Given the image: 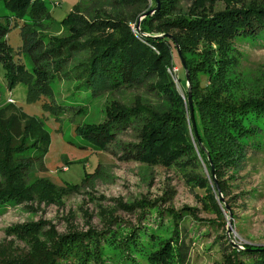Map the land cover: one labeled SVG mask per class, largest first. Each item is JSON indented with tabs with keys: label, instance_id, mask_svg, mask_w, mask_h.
<instances>
[{
	"label": "trees",
	"instance_id": "16d2710c",
	"mask_svg": "<svg viewBox=\"0 0 264 264\" xmlns=\"http://www.w3.org/2000/svg\"><path fill=\"white\" fill-rule=\"evenodd\" d=\"M0 1L16 18L39 22L49 15L50 0ZM83 1H106L111 6L126 9V13L118 16L96 9L90 18L83 12ZM184 1L189 3L187 10H184ZM220 2L225 5L223 9L212 8ZM151 10L153 13L142 19L138 29L140 18ZM60 23L68 31L66 36L38 34L39 30L34 28L23 30L24 48L31 54L32 62L31 68H27L24 63L15 61L8 42L11 20L0 15V62L9 88L12 90L19 82L26 83L30 101L54 96V101L46 100L43 106L57 114L79 106L84 110L91 100L106 91L115 93L150 83L164 100L155 105L138 102L124 105L113 100L106 106L103 121L78 126L77 134L89 146L107 149L116 131L137 121L140 142L134 144L126 156L166 166L182 165L184 158L193 160L197 166L204 165L209 179H203L201 187L212 195L213 206L223 215L213 195L218 198L221 193L226 195L227 169L240 167L247 158V150L260 148L259 140L264 136V88L257 94L240 97L236 94L239 90L227 81L228 75H238L236 41L264 45V0H79ZM169 30L175 33H167ZM76 51H87L88 55L71 70L66 69ZM174 58L181 64L186 84L189 74L193 105L188 85L179 91L169 73ZM63 72L67 78L71 72L74 75V85L68 88L69 94L65 97L60 95L63 93L58 87ZM181 80L182 76L179 83ZM57 95L61 96L58 102ZM50 143L49 134L38 118L27 117L12 103L0 107V208L34 198L51 201L57 196L43 195L45 188L33 195L36 183L31 185L30 193L24 187L29 170L44 168ZM97 171L87 174L83 181ZM39 182L47 184L44 179ZM222 207L227 208L226 204ZM158 211L160 216L169 214L175 229L170 239L159 240L157 248L148 250L145 239L150 234L140 225L133 227L118 244L116 237L111 240L101 236L100 231L74 233L60 238V246L40 264H89L91 261L105 264L103 249L99 247L102 238L112 242L115 249L123 246L126 253L122 256L123 264L128 259L131 264H140L137 256L146 258L149 264H186L188 245L179 223L186 216L184 211ZM186 214L199 220L195 208ZM163 224L161 222L159 227ZM84 236L96 244L97 251L85 242ZM228 259L230 264H264V246L234 247Z\"/></svg>",
	"mask_w": 264,
	"mask_h": 264
},
{
	"label": "rangeland",
	"instance_id": "374dc122",
	"mask_svg": "<svg viewBox=\"0 0 264 264\" xmlns=\"http://www.w3.org/2000/svg\"><path fill=\"white\" fill-rule=\"evenodd\" d=\"M78 1L50 0L47 4L49 15L39 22L16 18L0 1V15L11 20L8 42L13 48L15 61L24 63L27 68L32 66L31 54L24 48V29H37L38 34L66 36L68 31L60 22ZM82 4L85 5L83 12L90 18L96 9L118 16L126 13V9L111 6L106 1H83ZM182 4L187 10L189 3L184 1ZM224 6L220 2L212 8L221 10ZM234 47L240 62L238 75H228L227 81L236 91L239 90L237 96L257 94L264 88V45L236 41ZM87 55V51L74 52L66 69L71 70ZM171 71L178 78L182 76L180 85L176 84L182 92L187 84L178 58H174ZM64 73L60 74L62 79L58 83L63 97L74 85L73 72L69 78ZM203 83H206L205 79ZM150 85H135L115 93L106 91L91 100L84 110L79 106L54 114L43 106L46 100L54 101V96L30 101L24 82L17 83L11 90L0 62V107L12 103L27 117L38 118L51 141L44 168L35 167L26 175V192L30 193L31 185L36 183L33 195H38L42 188H45L43 195H57L51 201L34 198L0 208V263L40 264L60 246V238L74 233L100 231L103 232L101 236L111 240L116 237L118 244L133 227L139 225L148 230L150 236L145 241L148 250H152L159 247V240L170 239L174 233L175 224L169 214L160 216L158 211L164 213L168 209L183 210L186 215L179 222L188 245L189 260L186 264H230L228 258L234 247L244 249V244L264 246V136L259 140L260 148L247 150V158L240 167L227 169L228 192L221 198L213 195L222 210L223 215H220L212 204V195L200 184L203 179H209L204 165L197 166L193 160L184 158L182 165L166 166L126 156L129 149L140 142L141 130L137 121L116 131L107 149L89 146L77 134L76 127L103 121L106 106L113 100L124 105H134L135 102L155 105L164 100ZM60 95L55 96L57 102L61 100ZM96 169L95 174L83 181ZM42 179L46 185L39 182ZM224 204L227 208L222 207ZM191 208H195L199 220L186 214ZM161 222H164L162 228L159 227ZM84 240L92 244L88 236H84ZM113 246L112 242L102 238L99 247L103 249L105 264H123L122 256L126 255L123 246L116 249ZM92 247L94 251L98 250L96 244L93 243ZM134 255L132 253L131 257ZM136 259L140 264H149L146 258L137 256ZM128 260L125 264H131ZM89 264L97 263L91 261Z\"/></svg>",
	"mask_w": 264,
	"mask_h": 264
},
{
	"label": "water",
	"instance_id": "95a60500",
	"mask_svg": "<svg viewBox=\"0 0 264 264\" xmlns=\"http://www.w3.org/2000/svg\"><path fill=\"white\" fill-rule=\"evenodd\" d=\"M153 11H154V10H151V11L145 13L143 16L146 17L148 14L153 13ZM143 16H142V17L140 18V20L138 21V24H137V28H138V29H140V24H141V21H142V19H143ZM161 36H162V35H161ZM177 51H178V54L181 55V50H180L178 44H177ZM181 61H182L183 65L185 66V61H184L183 58H181ZM187 85H188V87H189V99H190V104L193 105V103H192V95H191V87H190V83H189V74H188V73H187ZM216 183H217V180H216ZM220 193H221V192H220ZM221 195H222V193H221ZM261 248H262V247H261Z\"/></svg>",
	"mask_w": 264,
	"mask_h": 264
},
{
	"label": "built area",
	"instance_id": "2783aa9c",
	"mask_svg": "<svg viewBox=\"0 0 264 264\" xmlns=\"http://www.w3.org/2000/svg\"><path fill=\"white\" fill-rule=\"evenodd\" d=\"M169 71H170V73L172 74V76L174 77V80H175L177 86H179V78H178V76L176 75V73H173V72L171 71V69H170ZM175 72H176V70H175Z\"/></svg>",
	"mask_w": 264,
	"mask_h": 264
}]
</instances>
